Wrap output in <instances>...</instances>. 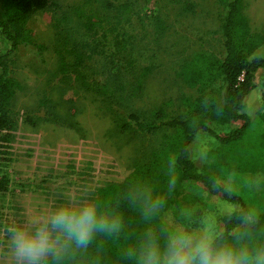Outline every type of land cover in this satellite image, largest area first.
Instances as JSON below:
<instances>
[{
	"label": "rangeland",
	"instance_id": "obj_1",
	"mask_svg": "<svg viewBox=\"0 0 264 264\" xmlns=\"http://www.w3.org/2000/svg\"><path fill=\"white\" fill-rule=\"evenodd\" d=\"M185 2L194 4L193 10L183 11ZM146 0L121 11L117 31L126 32L130 43L126 50H118L109 33L104 54H94L86 60V72L101 84L113 80L123 88H116L112 98H103L95 91L78 89L77 131L56 121L54 111L41 105L45 96L58 98V49L63 35L86 39L79 23L88 14L102 20L105 28L114 26L116 9L104 6V0H52L49 6L35 11L28 21L39 47L21 45L12 54L10 75L20 87L11 105L16 131L13 141V161L8 166L10 190L0 196V264H29L16 256L14 229L24 227L34 232L62 202L83 204L93 202L98 187L122 180L135 162L146 153L159 147L162 132L152 134L123 131L119 122L131 112L150 113L167 104L173 117L185 116L180 102L184 95H196L195 88L176 77L180 64L194 53L207 51L223 58L224 37L221 31L225 5L219 0H156L155 14L161 15L168 28L158 34L151 17L146 15ZM133 12V13H132ZM245 13L252 29L264 33V0H245ZM66 18H65V16ZM131 15V17H130ZM127 17L129 22H125ZM71 29L69 35L65 30ZM9 42L0 35V54L8 49ZM261 50L255 53L259 55ZM147 68L145 77L142 73ZM142 79L140 90L134 91L137 80ZM256 87L246 98V112L254 117L263 107L264 68L255 72ZM108 83V84H109ZM222 79L216 82L223 85ZM77 86V85H76ZM116 86V85H115ZM134 91V92H133ZM111 93V92H110ZM66 109L59 114L66 116ZM31 117L35 124L22 118ZM242 121L226 124L211 122L218 133L225 134ZM218 145L215 136L200 131L190 144L192 159L199 170L213 160ZM221 189L238 195L252 215L264 211V174H228L219 181ZM240 203L213 196V206L204 211L199 220L188 222L184 231L199 233L205 223L223 230L224 215L240 208ZM55 248L41 259L47 264L50 254L58 251L64 237L52 232Z\"/></svg>",
	"mask_w": 264,
	"mask_h": 264
},
{
	"label": "trees",
	"instance_id": "obj_2",
	"mask_svg": "<svg viewBox=\"0 0 264 264\" xmlns=\"http://www.w3.org/2000/svg\"><path fill=\"white\" fill-rule=\"evenodd\" d=\"M140 1L104 0L105 7L118 11L117 15L110 17V22L116 19L111 30L104 26L106 19L88 14L79 23L86 35L83 42L76 37L62 36L55 72L60 76L58 98L45 96L41 102L43 107L54 111L56 121L80 130L76 120L78 98L75 96L79 88L95 91L105 99L116 94L117 86L123 88V83L118 85L115 80L114 84L96 82V78L86 72L85 62L94 54L106 53L104 45L110 41L109 33H114L115 47L120 52L127 49L130 36L117 31L116 25L122 22L121 11L132 8L135 12L134 6ZM155 1L146 0L144 7L156 32L163 34L168 26L161 15L155 14ZM219 1L225 5L221 25L225 47L223 58L199 51L183 61L176 72L182 83L197 91L196 95L180 98L185 116H171L168 103H164L150 113L131 112L118 124L123 131L162 132L159 147L135 162L122 180L109 182L95 192L93 202L98 210L106 216L119 217L122 227L111 234L97 231L86 247H78L62 235V247L49 255L47 264H143L141 251L151 238L150 234L158 238L163 249L168 233L184 231L188 222L199 220L204 211L213 206V196L221 191L224 197L241 205L223 216V230L219 233L222 235L217 242L227 239L237 245H247L251 252L264 249V211L252 215L238 195L219 186V181L228 174H264V103L254 117L246 112V98L256 87L255 72L264 68V33L252 29L245 13V0ZM51 2L0 0V35L9 42L8 49L0 54V196L7 193L11 185L7 169L13 161L16 131L11 105L20 87L19 81L10 75L11 57L21 45L39 47L28 21L35 11L46 8ZM193 8V3L185 2L183 11ZM129 21L127 17L125 22ZM65 31L71 34V29ZM261 48L262 53L255 56ZM148 71L150 68L141 76L145 77ZM220 79L224 83L217 86ZM141 81L137 80L134 91L141 89ZM62 108L66 109L62 113L66 116L59 114ZM22 120L35 124L31 117ZM234 121H242V124L225 134L210 126L211 122L226 124ZM200 131H207L218 140L213 160L207 161L201 170L192 159L189 148ZM158 199L162 203L153 211Z\"/></svg>",
	"mask_w": 264,
	"mask_h": 264
},
{
	"label": "clouds",
	"instance_id": "obj_3",
	"mask_svg": "<svg viewBox=\"0 0 264 264\" xmlns=\"http://www.w3.org/2000/svg\"><path fill=\"white\" fill-rule=\"evenodd\" d=\"M161 203L158 199L152 210ZM121 227L119 217L102 214L95 202H62L34 232L21 226L14 229L16 256L29 264H39L55 248L53 231L74 241L78 247H86L97 231L111 234ZM221 235L213 224L206 222L198 234L170 231L167 244L161 249L158 238L150 234L151 238L141 251V259L143 264H264V249L251 252L247 245H237L227 239L217 242Z\"/></svg>",
	"mask_w": 264,
	"mask_h": 264
}]
</instances>
